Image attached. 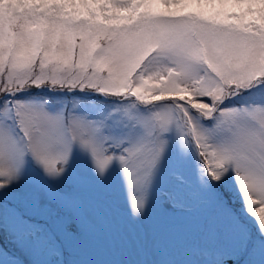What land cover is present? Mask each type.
<instances>
[{
	"label": "snow or ice",
	"instance_id": "snow-or-ice-1",
	"mask_svg": "<svg viewBox=\"0 0 264 264\" xmlns=\"http://www.w3.org/2000/svg\"><path fill=\"white\" fill-rule=\"evenodd\" d=\"M117 192L147 230L104 258ZM0 234V264H264V0H0Z\"/></svg>",
	"mask_w": 264,
	"mask_h": 264
},
{
	"label": "rangeland",
	"instance_id": "rangeland-1",
	"mask_svg": "<svg viewBox=\"0 0 264 264\" xmlns=\"http://www.w3.org/2000/svg\"><path fill=\"white\" fill-rule=\"evenodd\" d=\"M124 192H117L112 198L111 213L108 217L109 221L113 225V230L111 232H101L97 239V244L99 247L104 249V258H111V253L109 249L124 248V247H134L135 236H137L142 230H147V225L144 228L137 225L130 224L124 215ZM0 246L6 248L9 253L15 254L17 256L21 255L17 252L14 245L11 243L10 239L0 234ZM69 259L72 257L69 256ZM120 259H127L126 255L118 257Z\"/></svg>",
	"mask_w": 264,
	"mask_h": 264
}]
</instances>
